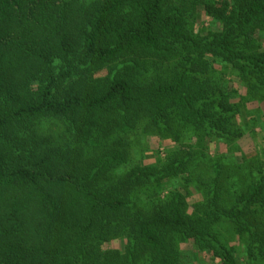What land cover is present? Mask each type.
I'll use <instances>...</instances> for the list:
<instances>
[{
	"label": "trees",
	"instance_id": "obj_1",
	"mask_svg": "<svg viewBox=\"0 0 264 264\" xmlns=\"http://www.w3.org/2000/svg\"><path fill=\"white\" fill-rule=\"evenodd\" d=\"M251 99L264 0H0V264L264 262V168L227 201L214 163L191 203L194 149L149 142L241 139Z\"/></svg>",
	"mask_w": 264,
	"mask_h": 264
},
{
	"label": "rangeland",
	"instance_id": "obj_2",
	"mask_svg": "<svg viewBox=\"0 0 264 264\" xmlns=\"http://www.w3.org/2000/svg\"><path fill=\"white\" fill-rule=\"evenodd\" d=\"M197 18L200 19V25L208 26L210 23V17L203 14V11H199ZM73 32V31H72ZM74 33V32H73ZM76 40V37H74ZM217 74L223 76L226 81H230V84L237 86V78L230 75L229 69L223 64H216ZM102 73V72H101ZM99 81H95L87 87L101 89ZM245 113L247 112L248 119H255V125L251 129L243 134L241 139H235L226 143L216 139L215 136H209L204 132H192V130H184L179 138L168 140L164 142L158 136H153L149 139L151 150H159L161 152V158L165 160L169 149L167 144L173 146V150H177L180 147L179 143H189L194 149V155L189 159L187 163L188 171L193 173L191 180H185L186 175L179 176V184L182 190L187 191V197L191 203L201 199L202 196L206 195L203 191L206 189L207 177H210L212 170L214 171V163H217L222 176V180L226 185V189L222 199L230 200L234 196V189H242L251 181L254 180V175L259 169H263L264 163V101L259 103L256 100H248L245 102ZM240 120V119H239ZM244 118L241 117L240 123L244 122ZM178 141V142H177ZM153 152V151H152ZM207 153V156L201 153ZM146 153V152H145ZM186 153H180L183 157ZM149 155L150 152H149ZM153 157L149 158L148 161H152ZM190 172H188L189 174ZM190 175V174H189ZM193 190V191H192ZM204 193V194H203ZM255 215L259 217V221L262 223L259 225V229L262 227L264 230V210ZM238 236V235H237ZM180 247L183 250H191V246L188 243H182ZM188 254L185 256L187 262L185 264H215L214 258L208 255H202L201 257L196 254ZM242 261V260H241ZM253 264H264V262L255 261Z\"/></svg>",
	"mask_w": 264,
	"mask_h": 264
}]
</instances>
